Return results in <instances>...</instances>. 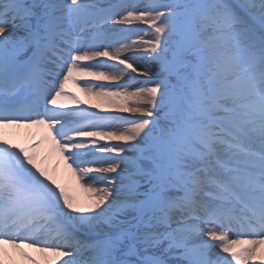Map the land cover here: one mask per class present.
I'll return each mask as SVG.
<instances>
[{
    "label": "snow or ice",
    "instance_id": "snow-or-ice-1",
    "mask_svg": "<svg viewBox=\"0 0 264 264\" xmlns=\"http://www.w3.org/2000/svg\"><path fill=\"white\" fill-rule=\"evenodd\" d=\"M0 264H264V0H0Z\"/></svg>",
    "mask_w": 264,
    "mask_h": 264
},
{
    "label": "bare ground",
    "instance_id": "bare-ground-1",
    "mask_svg": "<svg viewBox=\"0 0 264 264\" xmlns=\"http://www.w3.org/2000/svg\"><path fill=\"white\" fill-rule=\"evenodd\" d=\"M68 91L74 93L81 100H85L86 99L84 93L80 90V88L77 87V86H75V85H73L72 83H69V85H68ZM66 103L68 104L69 107H75V105H73L71 101H66ZM10 131H13V130H10ZM57 164H59V176H60V178H62L64 180H70V174H68L65 171L64 165L58 161V158L53 157L51 159V161H50V166L53 169H55L57 167ZM28 251H30V250H28ZM32 254L35 255V256H37V258H41L40 257V254H38V253H32Z\"/></svg>",
    "mask_w": 264,
    "mask_h": 264
},
{
    "label": "rangeland",
    "instance_id": "rangeland-1",
    "mask_svg": "<svg viewBox=\"0 0 264 264\" xmlns=\"http://www.w3.org/2000/svg\"><path fill=\"white\" fill-rule=\"evenodd\" d=\"M45 155H46V153H45Z\"/></svg>",
    "mask_w": 264,
    "mask_h": 264
}]
</instances>
